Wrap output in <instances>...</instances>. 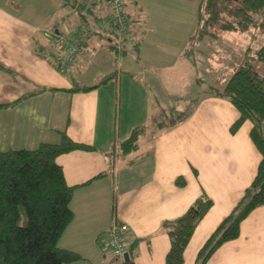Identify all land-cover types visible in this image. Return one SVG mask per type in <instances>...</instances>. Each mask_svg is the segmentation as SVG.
Segmentation results:
<instances>
[{
  "label": "crops",
  "instance_id": "1",
  "mask_svg": "<svg viewBox=\"0 0 264 264\" xmlns=\"http://www.w3.org/2000/svg\"><path fill=\"white\" fill-rule=\"evenodd\" d=\"M183 3L126 0L131 28L117 58L109 32L94 26L109 13L105 0H0V153L55 145L61 133L92 147L56 158L73 187V219L58 242L81 256L70 264H112L105 239L113 217L128 226L130 264H164L163 224L206 195L212 206L184 251L183 264H195L255 176L261 156L251 122L231 133L239 115L233 104L196 95L192 72L187 84L193 64ZM81 31L85 56L59 70L50 36ZM88 86L97 87L74 90ZM135 128L137 147L125 152L121 144ZM204 264H264V204Z\"/></svg>",
  "mask_w": 264,
  "mask_h": 264
},
{
  "label": "trees",
  "instance_id": "2",
  "mask_svg": "<svg viewBox=\"0 0 264 264\" xmlns=\"http://www.w3.org/2000/svg\"><path fill=\"white\" fill-rule=\"evenodd\" d=\"M74 1L81 6L87 0ZM105 2L108 4L107 0ZM200 7L191 43H213L225 31L250 33L257 29V33H251L253 36L264 35V0H202ZM192 46L186 50L187 58L193 55L191 49L195 46ZM227 48L225 55L215 51L223 68L216 85L208 84L201 94L219 96L233 104L239 115L230 126L231 133H236L245 121L251 122L250 138L261 158L252 182L211 234L195 264H204L221 244L238 238L243 220L264 204V42L254 49L248 46L245 54ZM123 53L124 47L121 55ZM112 77L107 75L102 82ZM201 82L198 77L195 85ZM94 87L97 86L74 90ZM184 113L172 122L181 119ZM138 132V128L132 130L130 137L121 144L123 151L137 147ZM90 149L91 146L61 133V141L55 145L40 144L34 150L0 153V264H70L81 259L76 252L58 245L73 219L70 207L73 187L66 184L56 158L70 151ZM176 184L183 185L184 181L177 179ZM211 206V199L203 195L181 216L163 224L170 242L164 264H183L184 251L193 232ZM20 209L26 216V224L22 226L19 225Z\"/></svg>",
  "mask_w": 264,
  "mask_h": 264
},
{
  "label": "built area",
  "instance_id": "3",
  "mask_svg": "<svg viewBox=\"0 0 264 264\" xmlns=\"http://www.w3.org/2000/svg\"><path fill=\"white\" fill-rule=\"evenodd\" d=\"M107 1L111 11L108 15L96 21L94 26L96 30L109 32L111 36L110 46L119 58L128 38L131 22L125 6L126 0ZM49 42L52 46H58L59 53L56 57V63L59 70L64 71L72 62L85 56L87 52V31L77 32L73 36L53 33L49 38ZM127 231L128 226L126 224L120 223L115 217L112 218L105 239L112 264H130V256L128 260L125 258V254H130L129 245L124 238Z\"/></svg>",
  "mask_w": 264,
  "mask_h": 264
},
{
  "label": "rangeland",
  "instance_id": "4",
  "mask_svg": "<svg viewBox=\"0 0 264 264\" xmlns=\"http://www.w3.org/2000/svg\"><path fill=\"white\" fill-rule=\"evenodd\" d=\"M180 3L182 0H179ZM202 0H184L183 7L186 9V33H187V50L191 48V46H195L193 49H191V52L193 55H190V59L193 62H195L192 66L190 62H188V70H187V84H189V75H191V72L197 76V78H201L202 82L198 83L197 85H194L195 94L197 95L199 92L203 93L208 84H214L216 85L218 75L221 72V69L223 68V64H220L218 62V53L215 51H218L220 53L227 52V47H231L235 50V52H239L240 54H245L244 50L251 46L253 49L259 47L264 42V35H255L252 34L257 33V29H253L250 31V33H239V32H222L219 36V38L214 41L213 43L202 45L203 42H197L194 41L191 43V36L195 31V28L197 27V13L201 9ZM257 30V31H256ZM252 33V34H251ZM197 42V43H196ZM192 46V47H193ZM189 48V49H188ZM252 51V50H251ZM190 52V53H191ZM212 55V56H211ZM212 58V59H211ZM220 71V72H219ZM186 81V79H185ZM187 94H189L188 90L190 89V86H187ZM190 104V102L187 100L186 103H180V106L182 108H186ZM182 110V109H181ZM184 110V109H183ZM26 224V216L23 209H20V218H19V225H25Z\"/></svg>",
  "mask_w": 264,
  "mask_h": 264
},
{
  "label": "water",
  "instance_id": "5",
  "mask_svg": "<svg viewBox=\"0 0 264 264\" xmlns=\"http://www.w3.org/2000/svg\"><path fill=\"white\" fill-rule=\"evenodd\" d=\"M125 258H126V260H128L129 259V254H125Z\"/></svg>",
  "mask_w": 264,
  "mask_h": 264
}]
</instances>
